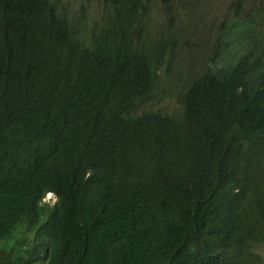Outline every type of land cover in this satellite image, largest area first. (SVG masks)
<instances>
[{"label":"trees","instance_id":"obj_1","mask_svg":"<svg viewBox=\"0 0 264 264\" xmlns=\"http://www.w3.org/2000/svg\"><path fill=\"white\" fill-rule=\"evenodd\" d=\"M162 10L0 0V264H264V20L186 78Z\"/></svg>","mask_w":264,"mask_h":264},{"label":"rangeland","instance_id":"obj_2","mask_svg":"<svg viewBox=\"0 0 264 264\" xmlns=\"http://www.w3.org/2000/svg\"><path fill=\"white\" fill-rule=\"evenodd\" d=\"M71 2L73 6H82L86 8L89 14L95 18L100 9V0H63ZM240 1V3H238ZM154 4H171L175 6L180 14L181 39L179 50L185 54L188 46L196 52V57L201 60L207 54L212 41L213 32L220 26L221 20L227 12L246 13L247 6L254 5L259 11L262 6L259 0H154ZM153 15H161L162 9L157 6L151 8ZM184 76H178L176 79L166 81L158 88L163 93L165 100L160 104L148 106L149 108L159 109L162 112L176 114L179 110V104L176 98L181 94L184 86ZM43 202L53 205L56 198L53 195H46ZM264 251V247H263Z\"/></svg>","mask_w":264,"mask_h":264},{"label":"clouds","instance_id":"obj_3","mask_svg":"<svg viewBox=\"0 0 264 264\" xmlns=\"http://www.w3.org/2000/svg\"><path fill=\"white\" fill-rule=\"evenodd\" d=\"M145 2L149 3L150 13H151V14H149V16L152 17V21L154 22V25L157 26V24H159V23L162 24L164 27V34H166L168 29H167V23L163 17L164 11L162 10L161 15H153L151 12V8L153 6H157V7H160L162 9L166 5L165 4L156 5V4H154V0H145ZM259 2L262 6V11H259L254 5H249V6H247V12L246 13H239V12L231 13L230 11L227 12L224 15V17L222 18L220 26L213 32L212 41L210 44L209 51L207 52V54L205 56H203V58L201 60L197 59L196 52H194V50L192 49V45H195V44L189 45L188 50L185 54H182L179 50V47L178 48L176 47V49H175V61L170 66V71H174L175 69L178 68L185 75L186 78H187L189 73H191V74L195 73L201 67V65H202L203 61L205 60V58L207 57V55L211 52L213 45H214V42H215V38L217 36V33L221 28H223L225 26L226 21H229L233 18L237 19V20H242V21H250L253 18H258V19L264 20V0H259ZM238 3H240V1ZM170 5L171 4H168L167 6H170ZM172 8L175 12L176 34L178 36V42H180V39H181V26H180L181 18H180V14H179L177 8L175 6H172ZM260 25H261V23H260ZM189 53L192 54L191 57H189ZM229 53H231V52H228V54ZM162 96L163 95L160 93V91L157 90V97H162ZM50 195H53V194H50Z\"/></svg>","mask_w":264,"mask_h":264}]
</instances>
